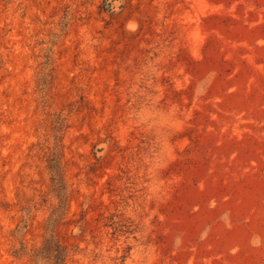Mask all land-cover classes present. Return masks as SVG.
I'll use <instances>...</instances> for the list:
<instances>
[{"label":"rangeland","instance_id":"1","mask_svg":"<svg viewBox=\"0 0 264 264\" xmlns=\"http://www.w3.org/2000/svg\"><path fill=\"white\" fill-rule=\"evenodd\" d=\"M60 249L264 264V0H0V264Z\"/></svg>","mask_w":264,"mask_h":264},{"label":"trees","instance_id":"2","mask_svg":"<svg viewBox=\"0 0 264 264\" xmlns=\"http://www.w3.org/2000/svg\"><path fill=\"white\" fill-rule=\"evenodd\" d=\"M47 168L51 172V191H53L58 197V193H60L61 189H63V180L61 170V154L57 151V149L51 153V156L49 154L47 158ZM64 258L65 253L63 249H60L59 251L55 250V252L51 255L52 264H64Z\"/></svg>","mask_w":264,"mask_h":264}]
</instances>
